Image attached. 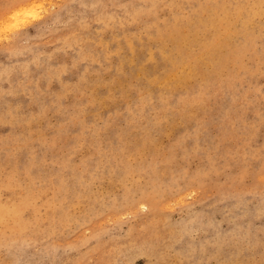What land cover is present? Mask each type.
Instances as JSON below:
<instances>
[{
  "label": "rangeland",
  "instance_id": "obj_1",
  "mask_svg": "<svg viewBox=\"0 0 264 264\" xmlns=\"http://www.w3.org/2000/svg\"><path fill=\"white\" fill-rule=\"evenodd\" d=\"M0 25V264H264V0Z\"/></svg>",
  "mask_w": 264,
  "mask_h": 264
},
{
  "label": "bare ground",
  "instance_id": "obj_2",
  "mask_svg": "<svg viewBox=\"0 0 264 264\" xmlns=\"http://www.w3.org/2000/svg\"><path fill=\"white\" fill-rule=\"evenodd\" d=\"M42 4V3H41ZM33 5H34V3H33ZM29 6V5H28ZM40 6V5H39ZM29 8V7H28ZM31 9H32V7H30ZM46 8V7H45ZM19 10V9H18ZM45 10V9H44ZM47 10V9H46ZM46 10H45V12H46ZM42 11V10H41ZM62 11V10H61ZM12 12V11H11ZM19 12V11H18ZM21 12V11H20ZM24 12V11H23ZM15 13V12H14ZM28 13H29V11H28ZM41 13V12H40ZM16 14L18 15V16H16ZM20 14H22V13H20ZM20 14H18V13H15V15L14 16H16L15 18L16 19H18V20H20L23 16L21 15V18L19 19V15ZM11 16V15H10ZM10 16H8V17H10ZM13 16V15H12ZM58 16V15H57ZM37 17V16H36ZM23 18H25V20H26V17H23ZM12 18H10V21H8V22H11L12 20H11ZM5 20V19H4ZM8 20H9V18H8ZM15 20V19H14ZM14 21H12V23H13ZM5 23V22H4ZM8 24V23H7ZM16 25V24H15ZM1 26V25H0ZM6 26V25H5ZM8 26V25H7ZM7 26H6V28H7ZM9 26H11V24H9ZM13 26H11L10 28H12ZM4 29V28H3ZM0 30H1V28H0ZM4 38V37H3ZM8 39H10V38H8ZM14 49H16V48H14ZM141 205H143V206H146V203H144V202H142L141 203ZM145 208V207H144Z\"/></svg>",
  "mask_w": 264,
  "mask_h": 264
}]
</instances>
